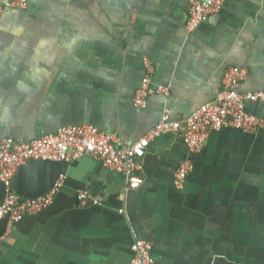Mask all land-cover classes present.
<instances>
[{
	"label": "crops",
	"instance_id": "crops-1",
	"mask_svg": "<svg viewBox=\"0 0 264 264\" xmlns=\"http://www.w3.org/2000/svg\"><path fill=\"white\" fill-rule=\"evenodd\" d=\"M204 1V0H199ZM190 0H27L0 13V143L27 142L70 125H92L133 144L165 112L188 117L213 102L231 67L242 93L264 90V0H227L194 33ZM152 68L144 109L133 98ZM264 118V101L246 106ZM72 154V152H70ZM192 171L181 189L175 173ZM143 183L83 156L30 161L10 187L52 204L0 222V264H130L135 240L153 264H264V132L223 129L198 153L163 135L140 161ZM98 201L81 203L80 193ZM6 187L0 183V206Z\"/></svg>",
	"mask_w": 264,
	"mask_h": 264
},
{
	"label": "built area",
	"instance_id": "built-area-1",
	"mask_svg": "<svg viewBox=\"0 0 264 264\" xmlns=\"http://www.w3.org/2000/svg\"><path fill=\"white\" fill-rule=\"evenodd\" d=\"M227 0H190L187 30L194 33L208 18L217 14ZM27 0H0V13L5 9L24 10ZM147 74L133 98L136 108L144 109L154 94L166 93L152 86V68L146 62ZM246 69L231 67L225 71L221 91L216 99L194 110L182 120L170 119L165 112L161 120L133 144H125L117 135L104 132L92 125H70L27 142L5 138L0 143V183L6 187V195L0 206V222L7 219L11 224L29 214L39 213L49 207L63 181H58L49 193L35 199H21L10 187L17 169L30 161L69 162L83 156L91 157L110 171L126 179L129 190L138 189L143 181L139 176L140 161L150 145L163 135L180 137L187 149L198 153L210 135L223 129H235L243 133L264 132V118L247 112L246 106L264 101V90L242 93L240 85L247 79ZM72 152V154H70ZM190 162H183L175 173V187L181 189L192 171ZM81 203L98 204L86 192L79 194ZM3 239L0 236V242ZM152 245L135 240L130 264H153Z\"/></svg>",
	"mask_w": 264,
	"mask_h": 264
}]
</instances>
